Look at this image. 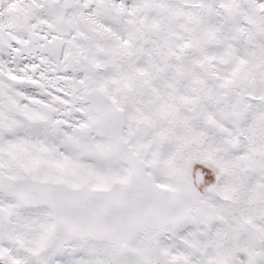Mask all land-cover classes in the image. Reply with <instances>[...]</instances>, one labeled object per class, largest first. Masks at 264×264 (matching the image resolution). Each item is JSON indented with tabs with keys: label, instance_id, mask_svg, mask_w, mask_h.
I'll list each match as a JSON object with an SVG mask.
<instances>
[{
	"label": "snow or ice",
	"instance_id": "1",
	"mask_svg": "<svg viewBox=\"0 0 264 264\" xmlns=\"http://www.w3.org/2000/svg\"><path fill=\"white\" fill-rule=\"evenodd\" d=\"M0 264H264V0H0Z\"/></svg>",
	"mask_w": 264,
	"mask_h": 264
}]
</instances>
